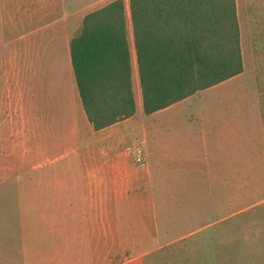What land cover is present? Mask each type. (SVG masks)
Instances as JSON below:
<instances>
[{
    "label": "crops",
    "instance_id": "1",
    "mask_svg": "<svg viewBox=\"0 0 264 264\" xmlns=\"http://www.w3.org/2000/svg\"><path fill=\"white\" fill-rule=\"evenodd\" d=\"M111 1L0 0V50L14 42L23 48L19 167L31 187L28 203L39 209L41 222L24 234L21 256L10 253L0 264H150L182 237L196 239L204 227L231 219L241 210L242 181L250 184L252 172L264 169V117L257 102L249 100L253 119L242 129L233 110L239 101H228L223 113L216 101L194 99L229 79L144 113L129 0L136 112L94 127L76 82L71 41L85 16ZM236 7L245 70L247 37L252 58L264 60V2L257 7L263 19L253 17L254 6L247 25L239 0ZM182 223L195 227L172 238Z\"/></svg>",
    "mask_w": 264,
    "mask_h": 264
},
{
    "label": "trees",
    "instance_id": "2",
    "mask_svg": "<svg viewBox=\"0 0 264 264\" xmlns=\"http://www.w3.org/2000/svg\"><path fill=\"white\" fill-rule=\"evenodd\" d=\"M145 114L244 71L236 0H129ZM125 0L88 13L71 41L76 82L101 129L136 112Z\"/></svg>",
    "mask_w": 264,
    "mask_h": 264
},
{
    "label": "rangeland",
    "instance_id": "3",
    "mask_svg": "<svg viewBox=\"0 0 264 264\" xmlns=\"http://www.w3.org/2000/svg\"><path fill=\"white\" fill-rule=\"evenodd\" d=\"M240 18L248 24L253 17L263 19L258 11L264 0H239ZM251 9V12H250ZM249 12L251 14H249ZM130 20V17H129ZM245 46L246 69L241 75L224 84L200 92L195 100H213L227 113L230 100L239 101L233 108L240 117L242 129L253 119V101L257 102L258 115L264 117V60L257 61L248 52L249 38ZM264 49V45L261 44ZM264 55V50L262 51ZM260 53V55H262ZM249 100H253L252 103ZM25 66L23 48L17 42L0 50V258L10 253L21 256L24 252L27 229L41 227L37 210L30 208V186L24 178L23 142L25 113ZM228 110V111H227ZM249 110L250 113H249ZM232 111V110H231ZM261 111V112H260ZM239 113V114H238ZM261 121H259L260 124ZM259 132V130H258ZM242 131V135H243ZM242 137V141H243ZM254 173V175H253ZM242 172V178H245ZM241 210L223 223H211L198 232L196 239L179 241L170 251L151 258L150 264H264V169L252 172L250 184L242 181ZM41 206L40 202L38 204ZM205 205V204H203ZM224 212H228L227 204ZM208 211H213L209 204ZM214 221V220H210ZM192 224L182 223L175 235L180 238L193 229ZM202 237V238H201Z\"/></svg>",
    "mask_w": 264,
    "mask_h": 264
},
{
    "label": "built area",
    "instance_id": "4",
    "mask_svg": "<svg viewBox=\"0 0 264 264\" xmlns=\"http://www.w3.org/2000/svg\"><path fill=\"white\" fill-rule=\"evenodd\" d=\"M138 160L139 161H142L143 160V157L142 156H139Z\"/></svg>",
    "mask_w": 264,
    "mask_h": 264
}]
</instances>
